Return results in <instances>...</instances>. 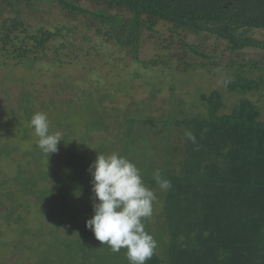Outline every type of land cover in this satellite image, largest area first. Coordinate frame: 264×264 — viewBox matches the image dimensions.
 Here are the masks:
<instances>
[{
	"label": "trees",
	"instance_id": "obj_1",
	"mask_svg": "<svg viewBox=\"0 0 264 264\" xmlns=\"http://www.w3.org/2000/svg\"><path fill=\"white\" fill-rule=\"evenodd\" d=\"M40 1L58 5L71 16L89 17L97 23L100 36L127 49L135 62L146 66L167 64L140 58L144 36L155 33L160 22L170 25L172 34L180 30L207 34L225 41L231 52L253 48L264 54V39L251 35L253 31L264 34V0H94L99 5L95 10L73 0H0V44L8 58L26 67L47 58L53 47L56 59L62 63L61 54L69 49L66 37L73 32L64 27H32L24 18L22 6L30 9ZM180 40L202 60L197 66L231 70L227 90L239 100L230 112H224L222 91L202 93L207 115L175 122L184 127L187 157L182 174L167 168L159 172L172 185L166 197L168 255H153L146 264H264V59L239 64L232 60L224 65L216 49L211 52ZM95 103H89L90 116L83 115L80 121L86 125L85 130L62 136L58 150L64 148L68 152L64 165H52L56 153L48 157L38 149L33 151L34 163L30 161L28 169H20L16 176L10 175L0 183V212L5 211L0 219L9 223L0 222V234L12 226L14 231L23 228L21 235L28 238L29 245L26 249L21 245L17 248L24 256H37L35 264L98 263L94 260L100 264L129 263L126 249L102 250L101 242L86 227V221L94 215V193L90 171L84 170L89 166L84 153L88 151V138L96 129L108 130L103 120L92 119L97 111ZM25 113L31 120L33 109H26ZM140 121L155 120L128 118L125 129H120V148L109 150L110 141L106 140L100 145L99 154L118 152L136 164L133 155L141 153L143 146L134 125ZM189 131L195 135V143L185 135ZM3 151L6 150L0 153ZM149 162L137 167L143 181L156 184L155 176L149 174L153 171ZM84 174L87 178L83 182ZM42 182H54L57 188L42 186ZM77 191L81 192L79 197L75 195ZM71 195L76 201L72 197L68 200ZM25 212L35 218L31 221L35 227L28 224ZM2 240L0 253L11 245L8 238ZM186 247L190 253L185 252Z\"/></svg>",
	"mask_w": 264,
	"mask_h": 264
},
{
	"label": "rangeland",
	"instance_id": "obj_2",
	"mask_svg": "<svg viewBox=\"0 0 264 264\" xmlns=\"http://www.w3.org/2000/svg\"><path fill=\"white\" fill-rule=\"evenodd\" d=\"M73 1L90 10L99 7L94 0ZM22 9L24 18L32 27H64L71 28L73 32L66 37L69 49L63 50L62 63L56 59L53 47L47 52L48 57L34 66L19 65L16 60L8 58L0 44V151L6 150L0 153V183L10 175L16 176L20 169H28L30 161L34 163L33 151L39 149L38 138L26 117V109H33L31 117L37 112L46 113L50 133L59 132L62 137L85 130L86 125L80 121H83V115L87 118L90 116L91 111L87 107L93 100L96 101L97 111L92 119L103 120L108 130L99 127L88 138V151L84 154L89 165L97 158L100 145L106 140L110 141L107 146L109 150L120 148L123 143L120 129H125L128 118L138 117L156 122L140 121L134 125L138 142L143 146L141 153L133 155L137 159L136 165L144 166L150 161L148 165L153 167V171L149 174L153 176L157 170L161 172L166 168L182 174L183 160L187 157V141L183 137L184 127L175 122L184 117L207 115L202 93L222 91L224 112H230L239 97L227 90L231 70L197 66L202 60L189 52L180 38L211 52L216 49L224 65L232 60L239 64L264 59V54L258 49L231 52L226 49L228 44L225 41L214 36L196 35L187 30L172 34L171 26L160 22L155 33L144 36L140 58L148 62L161 60L167 64L146 66L135 62L127 49L100 36L97 23L89 17L68 15L60 6L48 1L37 2L30 9L24 5ZM251 35L259 40L264 39L261 32L253 31ZM85 94L90 96L85 97ZM168 120L173 123L166 124ZM60 123L61 128L58 127ZM66 155L68 152L59 148L55 154L57 159L51 161L52 165L58 166L59 162L61 166L64 165ZM84 170H89V166H85ZM81 178L84 182L87 176L84 174ZM143 182L157 197L153 203V215L144 220L146 231L158 242L154 255L166 257L170 240L166 212L168 190H161L157 183ZM43 185L55 187L54 182H42ZM2 188L0 186L1 191ZM71 197L76 201L74 195L69 196L68 200ZM69 204L74 206L73 202ZM25 213L28 224L35 227L31 223L35 218ZM4 214L5 211L0 212V216ZM0 222L9 224L5 218ZM13 223V218H10V225ZM13 227L0 234V240H11V245L5 246L0 253V264H35L37 256L28 257L19 253L17 246L26 249L29 242L26 243L28 238L21 235L23 228L14 231ZM100 248L106 250L109 247L100 244ZM185 252L190 253L188 247ZM94 261L98 263L90 264H100L99 260Z\"/></svg>",
	"mask_w": 264,
	"mask_h": 264
},
{
	"label": "clouds",
	"instance_id": "obj_3",
	"mask_svg": "<svg viewBox=\"0 0 264 264\" xmlns=\"http://www.w3.org/2000/svg\"><path fill=\"white\" fill-rule=\"evenodd\" d=\"M30 127L38 138L37 146L46 156L58 151L61 134L50 133V122L46 113H34ZM195 143L193 133L186 132ZM94 193V215L86 221L102 245L112 252L126 249L129 264H146L155 253L158 242L146 231L144 220L153 215L155 192L148 188L137 165L127 157L112 152L99 154L89 165ZM155 179L161 190L171 188V181L163 178L157 170ZM78 193V194H77ZM77 197L80 191L75 193Z\"/></svg>",
	"mask_w": 264,
	"mask_h": 264
},
{
	"label": "flooded vegetation",
	"instance_id": "obj_4",
	"mask_svg": "<svg viewBox=\"0 0 264 264\" xmlns=\"http://www.w3.org/2000/svg\"><path fill=\"white\" fill-rule=\"evenodd\" d=\"M258 32V31H257Z\"/></svg>",
	"mask_w": 264,
	"mask_h": 264
}]
</instances>
